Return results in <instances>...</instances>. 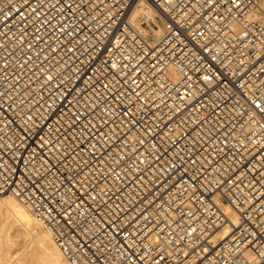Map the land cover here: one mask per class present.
I'll list each match as a JSON object with an SVG mask.
<instances>
[{
  "label": "built area",
  "instance_id": "2783aa9c",
  "mask_svg": "<svg viewBox=\"0 0 264 264\" xmlns=\"http://www.w3.org/2000/svg\"><path fill=\"white\" fill-rule=\"evenodd\" d=\"M141 1L0 0V194L70 264H264L260 0Z\"/></svg>",
  "mask_w": 264,
  "mask_h": 264
},
{
  "label": "bare ground",
  "instance_id": "6f19581e",
  "mask_svg": "<svg viewBox=\"0 0 264 264\" xmlns=\"http://www.w3.org/2000/svg\"><path fill=\"white\" fill-rule=\"evenodd\" d=\"M260 1V12L264 14V0ZM132 15L151 19L159 32L155 10L146 0L133 9ZM222 211L227 220L211 236L213 245L225 239L239 223L238 213L228 204H222ZM0 264H70L44 222L11 194H0Z\"/></svg>",
  "mask_w": 264,
  "mask_h": 264
},
{
  "label": "rangeland",
  "instance_id": "374dc122",
  "mask_svg": "<svg viewBox=\"0 0 264 264\" xmlns=\"http://www.w3.org/2000/svg\"><path fill=\"white\" fill-rule=\"evenodd\" d=\"M261 2V1H260ZM261 13V12H260ZM1 262H3V261H1ZM15 262V261H14Z\"/></svg>",
  "mask_w": 264,
  "mask_h": 264
}]
</instances>
